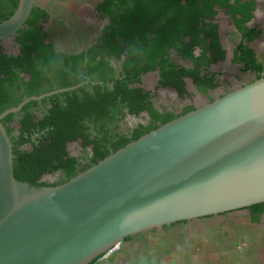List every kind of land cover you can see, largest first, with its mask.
<instances>
[{
  "label": "water",
  "instance_id": "water-1",
  "mask_svg": "<svg viewBox=\"0 0 264 264\" xmlns=\"http://www.w3.org/2000/svg\"><path fill=\"white\" fill-rule=\"evenodd\" d=\"M34 6L18 1L0 23V41L23 27ZM29 100L0 115V264H91L132 235L264 203V77L55 187L13 176L1 119Z\"/></svg>",
  "mask_w": 264,
  "mask_h": 264
},
{
  "label": "trees",
  "instance_id": "trees-1",
  "mask_svg": "<svg viewBox=\"0 0 264 264\" xmlns=\"http://www.w3.org/2000/svg\"><path fill=\"white\" fill-rule=\"evenodd\" d=\"M18 1L0 0V23L13 14ZM55 1L63 0L51 2ZM53 7L58 10L55 5ZM254 9V0H103L96 6V12L109 17L110 23L97 40L100 44L98 55L101 59L115 58L120 64V71L109 83L98 77L91 81L102 83L85 85L89 87L88 90L84 87L66 90L44 99L48 100L51 107L43 119L38 122L30 118L23 121L24 124L18 128L19 135H13L14 127L2 121L12 146L14 179H24L37 188L66 183L78 174L68 146L77 139L84 140L83 146L90 142L81 131L83 122L102 119L114 108L118 111L128 108L133 115L142 111L153 114L156 110L149 95L156 94V90L170 88L180 99L190 102L193 96L190 90L202 95H206L208 90L214 94L223 91L219 97L232 91L223 90L220 75L208 70L209 65L221 62L226 57L214 22L219 10L229 16L239 34L240 42L234 48L232 62L240 66V73H249L250 79L246 84L264 77V55L258 56L256 48V43L262 41L258 39L262 30L257 26H246L253 18ZM68 10L71 12L72 9ZM49 13L46 4L32 8L23 27L12 35L14 52L12 49L8 53L3 52L0 43V114L20 102L19 98L15 100L17 71L23 75L20 79L26 98L50 91L38 88L43 74L55 68L57 59L48 50L50 42L46 43L49 38L44 31V24L51 20ZM91 52L88 60L93 62L95 55H91ZM72 85L65 83L58 89ZM7 94L14 95L12 98L15 99L3 106L10 99ZM213 100L211 98L210 102ZM32 104L34 102H28L23 110H28ZM196 108L189 106L177 116L172 112L157 115V124L144 128L140 135L114 147L112 152ZM34 133L38 136L30 143L29 137ZM26 143L28 145L23 148ZM109 154L106 152L100 156L93 166ZM56 172L61 174L60 182L50 184L41 181L45 175H54ZM247 210L251 222H256L264 211V203L253 205ZM212 217L215 216L201 219ZM184 223L187 221L162 226L161 230L170 232L175 226ZM151 234L153 230L140 236ZM131 239L127 237L122 242L127 243Z\"/></svg>",
  "mask_w": 264,
  "mask_h": 264
},
{
  "label": "flooded vegetation",
  "instance_id": "flooded-vegetation-1",
  "mask_svg": "<svg viewBox=\"0 0 264 264\" xmlns=\"http://www.w3.org/2000/svg\"><path fill=\"white\" fill-rule=\"evenodd\" d=\"M51 1L52 0H35V6L46 4L47 10H49L51 5L57 6V8L61 10V12L57 11L59 15L63 14L65 17H70L72 22H75L76 28L69 33L58 34L56 31H63L62 24H60V21L57 17L49 13L51 16V20H49V22L47 21V23L44 24V31L47 32L49 38L48 41L46 40V43L50 42L51 44V47L50 49L48 48V50L53 53V46L57 44L54 40L56 36V39L58 41L60 38H64V41L66 43L75 42V47L73 49V52L75 54H68L57 57L55 68L49 70L47 73H44L43 77L39 81V89L50 91L43 94L40 93L39 96L30 98L25 97V88L23 82L20 79L21 77H23V75L21 73H18V71L16 72V99L12 98V96L14 97V95L11 96V94H7L10 99L8 98L7 102H5L3 106L12 102L14 99L17 100L18 98L20 99V102L17 105H13V107L10 109L19 107L27 99H30L28 102L32 101L34 102V104L30 105V107H28V110H23V107L28 104V102H26L20 107L18 111L9 113L1 119V123L2 121H4L6 125L14 127L13 135H19L18 128H20L22 124H24L23 121L29 120L30 118L31 120L38 122L39 120L43 119L47 110H49V108L51 107V104L48 103V100L44 99H47L54 94H60L66 90H76L88 84L94 86L96 83H102L101 81H91L92 79L98 77L104 80L106 79L107 83H109L111 78H115V75H117L120 71V64L115 58L101 59V57L98 55L97 49L100 47V44L97 43V40L102 36V32L110 23L109 17L96 12V6H98L103 0H63L61 2L55 1L56 4L55 2ZM260 3H264V0H254L255 9L252 11L253 18L246 23V26H257L253 23V19L257 5ZM39 8L41 9L44 7ZM68 8H71L73 12L72 10L71 12H69ZM227 17L229 18L228 15ZM229 20L231 21L230 18ZM231 24L234 27L232 21ZM257 27L259 28V30H262V35L259 36L258 39H262L261 48L264 49V29L261 26ZM237 35L238 38L236 40V43L233 45V48H235L240 42L239 34L237 33ZM11 38L12 36L0 41L1 46L4 50L3 52L8 53L10 49H12V52H14L13 48L15 42L11 40ZM96 44L98 46H96V48H93ZM91 48L93 49L91 50ZM90 51H92L91 55H95V60L93 62L88 60V54L90 53ZM82 53L83 55H81ZM260 54L262 55V53H258V56H260ZM232 57L233 52L229 60L230 65L235 69L233 76L234 79L232 81L227 78L226 75L212 70L214 64H211L208 67V70L210 72L218 73L220 75L219 79L222 84L221 88L223 90L226 89L227 91L233 90L235 86H240L247 83L241 81V78H239L237 72L241 74L239 71L240 66L232 62ZM57 60H59V62H57ZM245 76H248L249 81V73H245ZM65 83H73V85L69 88L58 89L60 85ZM84 88L86 90L89 89V87ZM156 91V94L149 95L153 108L156 110V112H153V114L149 113L148 111H142L138 115H133L129 112L128 108H122L121 111H118L114 108L112 111L108 112V114L102 119L84 121L83 125L81 126V131L84 135H86L87 139L90 142L83 146L84 140L77 139L76 141L71 142L70 144H72V147L70 149L68 148L70 156L75 159V171L80 173L81 171L90 168L91 166H93V163L97 162L98 158L104 155L106 152L111 153L114 147L132 140L136 135H140L143 132L144 128H148L152 124H157V122L159 121L157 120V115L160 116L162 115V113L172 112L177 116L180 115L189 106H194L195 108L197 107V105L193 103V98L195 96L206 103L210 102L211 98H219V96L223 93V91H220L219 94H214L213 91L210 92L208 90L206 95H202L199 92L190 90L191 92H193V96L190 102L180 99L177 96V93L170 88L160 89ZM39 97L41 98L39 99ZM9 115L12 116L7 119ZM37 136L38 134L34 133L31 137H29V142L31 143ZM27 145L28 144L26 143L23 148ZM43 178L41 179L42 182ZM60 181L61 174L60 172H56L54 174L53 181H49L48 183L51 184ZM243 211L245 212V215L244 217H242V220H245L246 222H248V224L258 225L261 221L264 220V211L259 216V220L256 222H251V217L247 208L231 213ZM198 220L200 219L187 221V223L184 224H189ZM160 232H163L161 228L154 229L153 234L151 235H155V237L157 238L156 235ZM164 233L169 232L164 230ZM140 234L141 233L130 236L132 237V239L129 242H134L136 240L146 238V236H140Z\"/></svg>",
  "mask_w": 264,
  "mask_h": 264
},
{
  "label": "rangeland",
  "instance_id": "rangeland-1",
  "mask_svg": "<svg viewBox=\"0 0 264 264\" xmlns=\"http://www.w3.org/2000/svg\"><path fill=\"white\" fill-rule=\"evenodd\" d=\"M53 6L49 11L59 19L63 27V31L60 30L58 34L75 30V22L70 17L59 15L61 10H56ZM263 8L264 3L257 5L253 23L264 29ZM214 22L226 57L224 61L215 63L212 70L226 75L232 81L235 69L229 60L238 35L222 11H217ZM54 40L56 43H66L64 38L58 41L55 36ZM261 44L262 41L256 43L257 52L264 55ZM237 74L241 81L248 82V76ZM193 103L200 106L204 101L195 96ZM71 147L72 144L68 146L69 149ZM53 179L54 175H45L43 181ZM244 215L243 211L201 219L189 224H179L169 233H157V238L155 235H147L134 242H121L96 264H264V220L258 225H251L242 220Z\"/></svg>",
  "mask_w": 264,
  "mask_h": 264
},
{
  "label": "clouds",
  "instance_id": "clouds-1",
  "mask_svg": "<svg viewBox=\"0 0 264 264\" xmlns=\"http://www.w3.org/2000/svg\"><path fill=\"white\" fill-rule=\"evenodd\" d=\"M75 47V42L72 43H57L53 46V58L61 57L68 54H75L73 49ZM59 62V60H57Z\"/></svg>",
  "mask_w": 264,
  "mask_h": 264
},
{
  "label": "crops",
  "instance_id": "crops-1",
  "mask_svg": "<svg viewBox=\"0 0 264 264\" xmlns=\"http://www.w3.org/2000/svg\"><path fill=\"white\" fill-rule=\"evenodd\" d=\"M103 258H104V256L101 257L102 260H103ZM99 260H100V259H98L97 261H99ZM97 261H96V262H97ZM96 262H95L94 264H96ZM99 264H105V263L102 262V263H99Z\"/></svg>",
  "mask_w": 264,
  "mask_h": 264
},
{
  "label": "built area",
  "instance_id": "built-area-1",
  "mask_svg": "<svg viewBox=\"0 0 264 264\" xmlns=\"http://www.w3.org/2000/svg\"><path fill=\"white\" fill-rule=\"evenodd\" d=\"M112 250H113V249H112ZM110 251H111V250H110ZM110 251H109V252H110ZM109 252H107V254H108ZM105 254H106V253H105Z\"/></svg>",
  "mask_w": 264,
  "mask_h": 264
}]
</instances>
